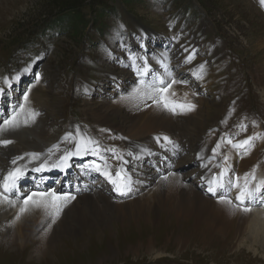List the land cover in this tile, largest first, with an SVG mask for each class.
I'll return each mask as SVG.
<instances>
[{"label": "rangeland", "instance_id": "1", "mask_svg": "<svg viewBox=\"0 0 264 264\" xmlns=\"http://www.w3.org/2000/svg\"><path fill=\"white\" fill-rule=\"evenodd\" d=\"M190 10L193 16L189 15ZM260 10L264 12L263 6L257 0H0V72L3 69L0 83L3 84L6 73L11 69L13 73L21 72L24 66L31 65L32 71L29 72L31 78L29 81L20 86L12 82V87L6 88L3 101H0V115L8 113L16 103L15 100H22L26 90L31 89L28 93L29 101L36 105V109L41 105V110H37L40 119H36L29 126L48 134L42 143L35 137H27V141L43 146L54 145L70 132L73 136H77L78 127L81 134H86L96 141L106 137L109 141H100L106 142L101 146L115 149L116 153L121 155L120 148L124 142L123 134L118 130V126L122 124L120 114L108 110V117L104 119L96 111L97 109L106 111L104 101L111 99L113 95H118L116 85L112 83L114 76L118 75L120 68L123 67L124 61L136 57L131 56V53H135L140 60L137 61L144 65L142 57L145 55L138 46L140 42L145 49L142 42L144 41L151 46L150 51L146 48L150 55L160 52L157 46L170 48V52L164 53L162 49V54H159L165 58L163 63H167L170 70L179 69L175 70L178 75L188 71L189 74H193L190 70H185L184 63L179 61L190 56H183L184 54L194 52L197 46L203 45L204 53L200 55L195 52L193 62L196 64L205 62L203 64L208 69H212L214 65L220 66L217 71L216 68L211 70L213 86L219 83L225 88L234 76L229 70L238 61L242 70H237L236 78H241L240 89H242L236 95L238 90L231 84H228L224 92L216 85L209 92L204 85L203 88L196 86L187 79L191 87L196 90L190 98V102L192 100L196 108L189 112L190 114H179L176 118L181 128L176 130V137L181 139L183 133L185 138L184 143L178 140L180 152L176 161L188 185L217 199L207 192L206 184H200L202 166L195 156L191 157L190 148L198 153V141L204 137L202 134L208 126L214 131V125H221L224 132L233 133L234 136L231 137L233 142L243 140L257 132L264 136V120L261 116L264 115V14ZM68 11L75 12L78 17L72 19L73 13ZM65 13L68 16L62 18ZM55 19L60 21L55 22ZM68 21L71 23L65 24ZM207 29L209 30L206 31ZM213 38H219L223 42L218 50L219 53L216 52L219 56L215 64L212 61L214 56L207 50V47L212 49L208 42ZM171 41L177 51L172 43H169ZM189 44H192L191 48ZM154 51L156 52L153 53ZM145 59L151 62L149 57ZM225 59L229 62L221 63ZM186 67L200 71L199 66H192L190 63ZM206 72L204 69L201 75ZM190 76L199 84L194 74ZM205 78L212 77L205 75ZM205 78L203 77L204 80ZM94 79L100 80L99 84L87 83ZM205 82V85L211 88V84L207 80ZM235 95L240 96L241 99L236 100ZM193 96H198L200 102H195ZM227 103L233 110V115L229 116V119L234 117L237 121L235 125H222L221 115L225 112ZM70 111L83 116L81 127L74 124L76 115ZM244 122L251 124L255 122V129L240 133L238 126ZM22 130L24 127L6 134V138L14 142L6 147L2 146L4 151L0 150V167L7 165L11 157L10 153L15 152L17 146L23 147L20 133ZM214 132L216 133V130ZM191 136L198 141H194L193 137L189 139ZM139 140L151 149H164L163 143H157L154 139L142 136ZM153 141L155 144L151 147ZM202 141L204 139L200 140L201 145H203ZM219 142L221 141L216 138L212 149ZM255 142V145H259V149L253 155V159L260 160L261 157L264 158V139ZM231 148L226 141L225 145L221 143L220 154L215 159L223 163V156L226 155L227 150H232ZM185 150L188 153H182ZM233 151L239 152L236 149ZM101 154L104 158L114 160V162L109 160V165L112 166L114 163L119 165V160L115 159L111 151L108 153L101 150ZM84 157L71 159L77 172H73L63 183L57 182L59 176H51L48 182L43 180L48 184L53 181L51 185L55 184L53 185L55 188H58L56 184H59L63 191L78 192L75 193L78 199L88 195L87 191L91 188L85 183L91 184L87 182V178L91 177L88 176L89 172H84V166L94 160L100 161L98 157ZM143 159L149 162L155 161L153 158L149 159L148 155ZM140 160L138 157H132L127 162L137 197L131 198L119 195L114 189L109 190L112 185L107 184L97 172H94L91 182L97 185L95 189L104 196L94 206H92L94 199L87 198L92 204L90 207L92 214L89 216L92 221L84 223L79 218L80 210L71 206L69 208L71 213L66 214L64 221L65 226L73 227V231L59 233L54 245H46L44 253L37 252L34 238L9 242L5 235H1L4 224L0 218V264H264L263 239L252 238L250 229H247L245 234L239 231L240 226L237 222L241 221L245 212L236 208L237 211L234 212L237 215L234 213L229 220L220 223L212 219V214L220 211L224 203L218 202V205L213 203L210 213L203 214L200 210L199 217L192 215L187 217L182 212L172 211L167 206L159 205L156 202L159 193L156 184L143 182L140 176L142 170L138 166L141 164ZM81 166L82 168H79ZM141 166L147 167L142 164ZM237 166H240V162ZM249 170L253 169L245 170L244 174ZM159 171V169H154V172L150 170L146 177L158 176L162 172ZM169 173L170 170H167V174ZM238 173L237 170L235 174ZM95 176L97 181L94 180ZM138 180H142V183ZM40 182L29 181L27 187L32 191L40 185ZM79 183L81 190L76 191ZM23 187L26 188L25 185ZM142 189L145 190L144 195ZM146 198H148V212L142 214L140 212L145 206ZM121 203L125 204L129 212L119 220L129 221L123 222L125 229L121 224H117V227L114 225L113 228L105 230L104 228L110 227L112 222L117 221L115 219ZM136 203L141 205L138 212L134 211ZM96 206H103L105 214L98 216ZM8 208L12 207L8 206ZM255 209L246 213L253 215L252 211ZM1 214L0 212V217ZM63 238L66 239L62 242ZM62 245L64 248L58 257ZM156 256H161V259H157ZM42 258L47 261L39 263V259Z\"/></svg>", "mask_w": 264, "mask_h": 264}, {"label": "bare ground", "instance_id": "2", "mask_svg": "<svg viewBox=\"0 0 264 264\" xmlns=\"http://www.w3.org/2000/svg\"><path fill=\"white\" fill-rule=\"evenodd\" d=\"M143 47L145 49L148 48L144 44H143ZM164 59L165 58L163 56H158L155 62L151 63L147 59L146 61H147V64L151 67V69H154L160 73H163V69L159 67L160 63L158 62H161V61L164 62ZM179 63H184L183 68L185 70H190L194 74L195 78L197 79L196 74L199 73L200 71L198 69L194 70L193 67L187 68L186 66L189 65V63L186 62V58L180 59ZM137 66L142 67L143 65H141L137 60H135V63H133V60H130L129 62L124 61L123 67L120 68L119 74L114 76L113 78V84L116 85V88H117L116 92L118 93V95H113L112 97H110L111 99L108 98L107 100L104 101L107 107L106 111L97 109L96 113L104 119H107L108 117V112H109L108 110H114L115 112L120 114L122 124L118 126V130L119 132L123 134V142H124L120 148L121 155L123 156L124 161L126 162H129L132 157H138L141 159L140 160L141 164L147 166V167L141 166L143 170L142 172H140V176H142L143 182H148L150 184H154V183L156 184V188L158 190L157 192H159L158 195L156 196V202L159 205L167 206L172 211L175 210L177 212H182L187 217L190 215L199 217L198 212L200 210H201V213L203 214L210 213L212 211L213 203H216V204L218 203L217 199L206 195L203 191H196V189L193 186L188 185L186 181V177L180 172V168L178 167V163L176 161V158L178 157L179 152H180V147L174 148L173 145H178L179 143L178 142L179 139H177L176 137V130L179 128L176 118L178 117L179 114L174 115L171 112L158 109L155 105L152 104L151 100H147L146 102L142 101L139 94L134 91V89L138 87V82L140 79L136 71ZM193 74H190V75H193ZM145 79L148 80L149 78L145 77ZM177 79L186 80L187 84L173 85L172 89L170 90L176 93V95L172 97L173 101L176 103L190 102L191 94L195 93L196 90L191 87V84L189 83V80H187V78L185 79L177 78ZM197 80L199 82V85L201 84L205 86L206 82L204 79H197ZM185 93H187L186 99H185ZM191 103L195 104L192 100H191ZM146 104L150 106H146ZM30 106L37 111V109L35 108L36 105L30 103ZM188 113L189 112L184 113V114H188ZM257 116H259V113L257 114ZM2 117L3 115H0V118ZM37 119H40V118L38 117ZM251 126L253 129H255L254 124H251ZM214 131L212 128V132L209 134L208 138H205V137L200 138V140L204 139L205 143H203V145L200 144V140L197 143L198 155L203 156L202 160L199 159L200 164L201 165L208 164L207 168L202 167L203 180H204L203 185L206 184V180H205L206 177H210L212 173L218 171L215 165L223 164L221 160L218 161L215 158L211 159V162H209L210 158L213 156L212 151H211L212 146L215 143L216 138H217V134ZM20 133H21V144H23L24 148L17 146L15 148V152L10 153L11 157L8 159L7 165L5 167H1L2 171H0V176L5 175L7 170L10 167H12L10 161L14 157L23 155L24 153H30V152L46 153L47 149L53 146V144L43 146V145L37 144L36 142H33V141L31 142V141L26 140L27 137H32V138L35 137V139L39 141L40 143L44 141L48 133H43V131L39 132L37 128L34 130V127H30V126L29 128L24 127V130H22ZM79 134H81L80 130H79L78 135ZM253 134L254 133H252V135ZM83 135H86V134H83ZM142 136H145L147 139H154L157 136H167L169 140H171L173 143L169 144L168 142L162 140L160 143H163L162 145L164 146V149L155 150L156 148L151 149L147 147L145 144H143L144 142L142 143L140 142L139 137H142ZM63 138L61 141L57 143L60 145L61 150H63L66 147H71V143H72L71 141L65 143ZM231 149L232 150H229V151L227 150L226 152V155L230 157L228 164H227L228 168L232 169L234 173L238 170L239 173L237 175L243 177L245 170H248L249 168L254 169L255 167L257 181H264V171H262L264 167L263 165H261L260 160L253 159V161L249 163L250 161H247L248 159L247 155L242 154V152L237 153L233 151V148ZM258 149H259V145L257 144L255 145L254 148L250 150V154L248 155L253 156L258 151ZM0 150L4 151V148L0 146ZM145 150H148V151H145ZM129 152L132 153L131 156L129 155ZM58 154L59 153H57V155ZM147 155L149 159L153 158L155 159V161L153 160L152 162L151 161L149 162L143 159ZM86 156L96 157L92 155L91 153H89ZM53 159H55V156L53 157ZM72 159H78V158L73 157ZM26 161H27V157L25 158V161H21L20 163H25ZM71 161L72 160L69 161V164ZM238 162H240L239 167L237 166ZM120 163L121 161H119V165ZM123 166L126 169L127 163H125ZM149 167H151L150 170H152V172H154V169H159L160 170L159 172L161 171L162 172L158 176H149V177L147 176L146 177V174L150 172V170H148ZM31 168H32V165H29V170ZM115 170H116V167L114 168L113 172H115ZM167 170H170V173H175V175L174 176L169 175V179L165 181L162 179V177L164 175H168ZM250 171L252 170H249L248 172ZM147 178H149V180H146ZM29 181H31V177L29 176L22 177L19 181V187H21L22 185H25L26 182H29ZM85 184L91 188V190L87 191L88 195L84 197H80L79 199L76 198L71 203H69L63 209L59 217L55 219L54 223L52 222V218L49 217L42 209H32L28 213H25L23 216H21L20 219L18 220L15 219L14 217L17 214L18 208L20 206V201H17L16 207H12V208H8L7 205L0 204V212L2 213L1 214L2 216L0 218L2 219V223L4 224V227L1 230V235H5L9 242H19L21 239L34 238L37 252L44 253L46 245H51V244L54 245L53 243L56 241L57 238H59L58 237L59 233L61 234L67 230L73 231V227L65 226L66 224L64 221L66 214L71 213L70 212L71 209H69L71 206H74L75 208L80 210L81 213H80L79 218L84 223H90L92 221V219L89 218V216H91L92 214L90 210V207L92 204L90 203V201L87 200V198L89 197V198L94 199V201H92L93 202L92 206H94L98 200L103 198L104 195L103 193H99V191L95 189L96 187L93 184H88V183H85ZM22 192H25V191H22ZM233 194H235V192H233ZM145 200H146L145 206H143L141 209V205L139 203H136L134 205V211L138 212L141 209L140 213L142 214L148 212V198H146ZM150 203L151 202H149V205ZM95 208H96V212L98 216L100 214L101 215L105 214V209L103 206H99V207L96 206ZM235 210L236 208H233L232 206L224 203L220 211L214 212L212 214V219L215 222L223 223L229 220L233 216V214L235 213L234 212ZM118 211H119L118 216L115 219L117 221L112 222L110 227L107 226L108 228H104L105 230L113 228L114 225H116L117 227V224H121L124 227L123 222H127V223L129 222L128 220L119 221L123 219L125 216H127V214L129 213L125 204L123 203L119 204ZM124 212L125 214H122ZM254 212L255 213L252 212L253 215H251L250 213L243 212L244 214H242L241 221L237 222V224L240 226L239 231L240 233H244L247 229H250L251 230L250 234L252 233V236H253L252 238L257 240L261 237L263 239L262 242L264 243V211L263 210L258 211V209L257 210L255 209ZM88 226L89 225H87V227ZM69 231L67 232L70 233ZM133 231H135V229ZM64 239L66 238H63L62 242ZM125 246H128V245H125ZM63 248H64V245H62L60 252L57 254L58 257L61 255ZM33 258L36 259L37 257H33ZM156 258L161 259V256H156ZM59 260H61V258H59ZM46 261L47 260L45 258H42V259H39L38 262L40 263V262H46Z\"/></svg>", "mask_w": 264, "mask_h": 264}, {"label": "snow or ice", "instance_id": "3", "mask_svg": "<svg viewBox=\"0 0 264 264\" xmlns=\"http://www.w3.org/2000/svg\"><path fill=\"white\" fill-rule=\"evenodd\" d=\"M261 6H264V0H259ZM194 57L188 56L186 62L190 63ZM39 59V58H36ZM136 57H132L133 63H135ZM160 63V67L163 69V73H160L147 64L146 59L144 65L137 66L136 71L140 77L138 87L134 89L142 99V101L151 100L152 104L158 109H162L172 114H184L195 110L196 105L191 102L176 103L172 97L176 95L174 91H170L173 85L176 84H187L186 80H180L175 77L173 72L170 70L166 63ZM200 72L197 73V79H203L201 73L204 72V65H200ZM31 71V65L23 67L21 72L16 73L13 77H5L3 79V86H0V94H3L6 88L12 87V81H19L22 74H27ZM145 77L149 79L146 80ZM39 82V77H37ZM31 89L26 90L23 94L22 101L15 105L10 113L0 118V146H8L14 141L6 138V134L15 132L21 127H27L31 123H34L37 117L40 115L38 111L30 106L28 93ZM187 93H185V99ZM146 106H150L147 105ZM255 124V122H253ZM258 127V125H257ZM240 132H246L248 125L241 123L239 126ZM79 133V128L77 127ZM239 133H237L238 135ZM157 143L162 140L173 143L167 136H157L154 138ZM264 139L260 133H254L251 136L243 140L233 142V138L221 137L219 143L211 150L213 156L210 158L214 159L219 155L221 143L225 140L231 145L233 149L242 152L244 155H248L250 150L255 147V141ZM64 142L71 141V147H66L63 150L60 149V145L56 144L47 149L46 153L41 152H30L24 153L23 155L14 157L10 163V167L6 174L0 176V204L16 207L17 201H20L15 219H20L25 213H28L32 209H42L49 217L52 218V222L59 217L63 209L76 199V194L72 191H60L56 189H39L37 185L36 190L29 192H22L19 187V181L24 177L29 170V165H32L31 170L34 172H44L52 169L65 170L69 166V161L73 157H83L91 153L92 155L99 158V161H92L90 164L84 166V172L95 171L103 176L114 186V190L120 195H126L132 190V179L131 174L124 168V161L122 155L116 153L115 149H104L103 151H111L114 154L115 159L121 161L120 165L116 167L113 172V167L109 165L108 159L101 155V149L99 142L93 138L79 134L73 136L72 133H68L64 138ZM163 146V145H162ZM174 148H178V145H173ZM148 151V150H145ZM57 153H59L57 155ZM150 154V153H149ZM131 156L132 153L129 152ZM55 156V159L53 157ZM27 161L20 163L21 161ZM198 159H203V156L198 155ZM230 157L223 156V164H217L215 167L218 169L217 172L211 174L210 177H206L207 192L217 197L219 203H225L237 208L240 211L248 212L251 210V205L256 202H264V181H257L255 167L252 171L247 172L243 177L236 175L234 171L227 167ZM202 167L207 168L208 164H202ZM258 167V166H256ZM169 175L174 176L175 173H169L162 177L163 180L167 181ZM77 187L76 191H79ZM233 192L235 197L233 198Z\"/></svg>", "mask_w": 264, "mask_h": 264}, {"label": "trees", "instance_id": "4", "mask_svg": "<svg viewBox=\"0 0 264 264\" xmlns=\"http://www.w3.org/2000/svg\"><path fill=\"white\" fill-rule=\"evenodd\" d=\"M68 13H73V17H72V19H75L76 17H78V15H77V14H74L75 12L68 11ZM66 16H68V14H67V13H65V15H62V18H65Z\"/></svg>", "mask_w": 264, "mask_h": 264}]
</instances>
